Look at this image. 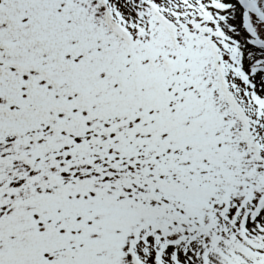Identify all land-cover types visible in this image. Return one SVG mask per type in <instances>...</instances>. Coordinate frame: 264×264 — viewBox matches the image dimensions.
Here are the masks:
<instances>
[{
  "label": "snow or ice",
  "instance_id": "obj_1",
  "mask_svg": "<svg viewBox=\"0 0 264 264\" xmlns=\"http://www.w3.org/2000/svg\"><path fill=\"white\" fill-rule=\"evenodd\" d=\"M0 264H264V0H0Z\"/></svg>",
  "mask_w": 264,
  "mask_h": 264
}]
</instances>
